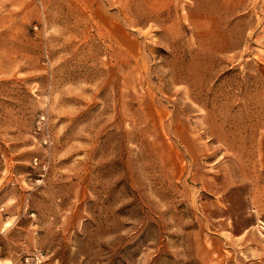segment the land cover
<instances>
[{
  "label": "rangeland",
  "instance_id": "374dc122",
  "mask_svg": "<svg viewBox=\"0 0 264 264\" xmlns=\"http://www.w3.org/2000/svg\"><path fill=\"white\" fill-rule=\"evenodd\" d=\"M264 0H0V264H264Z\"/></svg>",
  "mask_w": 264,
  "mask_h": 264
},
{
  "label": "built area",
  "instance_id": "2783aa9c",
  "mask_svg": "<svg viewBox=\"0 0 264 264\" xmlns=\"http://www.w3.org/2000/svg\"><path fill=\"white\" fill-rule=\"evenodd\" d=\"M260 231L264 232V221H261L259 224Z\"/></svg>",
  "mask_w": 264,
  "mask_h": 264
}]
</instances>
